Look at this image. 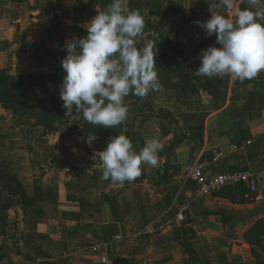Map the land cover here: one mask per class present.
I'll return each mask as SVG.
<instances>
[{"label": "crops", "instance_id": "crops-1", "mask_svg": "<svg viewBox=\"0 0 264 264\" xmlns=\"http://www.w3.org/2000/svg\"><path fill=\"white\" fill-rule=\"evenodd\" d=\"M246 7V2L233 0L231 9L220 5L216 11L234 19L237 10ZM142 9L161 36L181 50L179 63L197 76L201 49L219 47L215 35L207 36L195 23L210 18L208 3L144 0ZM99 11L89 0H0V69L16 77L64 72L60 61L67 54L65 43L87 34L86 23ZM155 60L158 79L166 75L168 82L177 84L180 74L171 67L162 73L166 62ZM215 78L230 80L227 75ZM232 84L221 89L220 99L198 85L195 94L177 85L125 102L129 118L148 117L134 129L143 145L155 138L164 149L161 167L142 165V175L123 186L103 180L97 162L89 165L96 170L90 177L68 174L71 167L86 162V154L69 139L59 143L69 148V158L78 155L77 161L71 159L56 171H38L39 165L34 171L32 157L9 146L23 142L13 130L24 126L3 133L11 126L0 120V158H26L31 167L24 173L26 164L17 165L9 175L22 183L28 198L21 213L24 241L35 242L52 264H99L105 242L110 261L119 257L130 264H264V251L246 240V233L264 221V72ZM0 113L6 114L1 107ZM32 133L25 139L31 152L37 141L50 140L41 127ZM86 145L91 153L102 151L94 140H86ZM40 149L44 155L46 144ZM133 149L138 154L141 146L137 143ZM194 163L212 172L261 170L262 200L252 202L236 189L196 197L195 186L180 181L183 167ZM261 241L264 246L263 237Z\"/></svg>", "mask_w": 264, "mask_h": 264}, {"label": "clouds", "instance_id": "clouds-1", "mask_svg": "<svg viewBox=\"0 0 264 264\" xmlns=\"http://www.w3.org/2000/svg\"><path fill=\"white\" fill-rule=\"evenodd\" d=\"M128 0H112L86 23L87 35L73 37L64 45L66 56L60 66L66 73L59 88L65 116L82 118L91 125L114 128L128 116L125 98L146 97L163 91L156 71V43L153 36L138 50L136 38L143 36L145 20L137 10H129ZM210 18L195 23L207 36L215 35L219 45L201 49L198 77H223L243 83L264 72V0H245L248 7L237 10L234 19L216 9H231L233 0H205ZM95 136L92 137V140ZM164 145L149 139L137 154L124 134L108 139L99 151L102 179L123 186L142 175V165L161 167Z\"/></svg>", "mask_w": 264, "mask_h": 264}, {"label": "trees", "instance_id": "trees-1", "mask_svg": "<svg viewBox=\"0 0 264 264\" xmlns=\"http://www.w3.org/2000/svg\"><path fill=\"white\" fill-rule=\"evenodd\" d=\"M20 1L21 0H16V2ZM143 1L144 0H139L137 2L135 0L133 3V0H128V9H141ZM110 3H112V0H89V5L98 7L100 11H104ZM144 20L146 25L145 31H151V33L156 34L159 38L156 43V49L160 51L157 59L166 62V67L160 68L161 72L165 73V70L171 67L180 74V80L177 84L168 82L166 75L160 76L159 81L163 85V88H175L179 85L184 93L195 94L198 91L193 83V81H195L198 83L199 89L207 91L215 99H220V91L223 88L222 84L216 82L215 77L199 78L194 76L188 66L178 61L182 54L181 50L165 40L161 36L158 28L152 25L148 19ZM86 35L87 34H84L78 38L85 37ZM152 39L153 38L150 37V40ZM163 46H166L170 52L168 51L167 53ZM137 48L138 50L141 49V47ZM65 74V72L53 70L46 74L30 73L25 76L16 77L10 75L6 70L0 69V107L6 112H11L14 117L16 116L19 119H31V128L41 127L43 129V135L52 132L58 133L59 126H64L72 122L70 131L73 134L80 128L83 142L79 147L84 151H87V146L84 141L92 140L93 136H95L94 141L106 147L108 139L112 136L120 135L124 128L131 131L135 129V127H133V122H135L138 117L129 118L127 116V120L123 125L109 129L91 125L82 118L65 116L66 109L62 106L63 102L59 97V88ZM139 99L140 97L129 95L125 98V102ZM147 118V116H143L136 128H140ZM21 125L23 126V124ZM136 136L139 135L136 134ZM137 143L141 148L144 146L140 138ZM107 182L112 183L111 180H107ZM234 189L242 194L245 193V190L241 187L227 190ZM27 199L22 183L18 179L4 175L0 168V224H2L4 228H7L9 210L16 207L24 210ZM260 227H264V221L257 222L246 233V240L250 243H255L254 245H257L264 251V246L261 244V238H264V234L255 233L256 229ZM252 255L257 257L254 251H252Z\"/></svg>", "mask_w": 264, "mask_h": 264}, {"label": "rangeland", "instance_id": "rangeland-1", "mask_svg": "<svg viewBox=\"0 0 264 264\" xmlns=\"http://www.w3.org/2000/svg\"><path fill=\"white\" fill-rule=\"evenodd\" d=\"M137 2L139 0H136ZM241 4L245 3V0H240ZM135 0H133V3ZM109 5V4H108ZM143 6V3H142ZM127 7H128V2H127ZM137 11L140 12V14L143 16L144 19H146V12L145 9H138ZM157 36L156 34L151 33V31H144L143 36L136 38V43L137 47H145L147 43L150 41V37L153 38V36ZM164 50L170 52L166 48V46H163ZM157 51V58L160 54V51L156 49ZM216 82H219L222 84L223 88L226 86H230L231 81L227 80L224 81L222 79H215ZM234 84V83H233ZM232 84V88H233ZM195 85H198L197 82H195ZM222 88V89H223ZM6 112V111H5ZM1 117L0 120H7V126L10 127L9 129L5 128L6 131L2 130L3 133L8 132L10 130H13L14 127H19V125L23 124L24 128L21 131H14L13 134L15 135L14 137H17L21 139V142H16V145H9L11 147L14 146L16 150H19L20 148L25 151V154L28 153L30 155L29 157H32L31 161V166L34 164V171L38 170L36 167L39 165L40 170L38 171H45V170H53L56 171L58 169L64 168L66 165H68V162L73 159L77 161L78 155H68L69 148L64 147L62 143H59L60 140H64L68 142L69 140L72 141L71 145L73 144L74 147H77L80 151L84 152L86 155L84 156V160L86 162L81 161L80 164L73 166L70 168V171H68V174L74 175V176H88L90 177L92 173L96 170H92V168L89 166L91 165V162L95 164L101 163L99 159V155L91 153V151L88 149L87 146V151H84L80 149V145L83 142V137L80 135V128L76 130L73 134L71 133V125L72 122L69 124H66L64 126H59L58 128V133H50V134H45L48 135L50 140L47 141H42L40 140L37 141L35 144V147L32 148L33 152H31V146L28 144V137H32L33 133L31 128V119H19L16 116L14 117L11 112H6V114L0 113ZM143 117H138L135 122H133V127L136 128L138 125L139 121H141ZM126 135L130 140L132 141L133 147H136L137 141L139 140V136H136L138 134L137 130H127L124 128L122 130V133ZM139 135V134H138ZM21 137V138H20ZM26 139V140H25ZM69 139V140H68ZM86 144V141H84ZM42 144H46V152H44V155H41L42 153H38L37 150L42 147ZM102 149L104 150L105 147L101 146ZM41 152V149H40ZM27 155V154H26ZM26 164V168L24 173H29L31 170V167L27 165V159L25 160L21 159L19 161H10L9 159L5 158H0V168L1 171L4 173V175L9 176L13 172L15 173L17 170V165H20L22 167V164ZM33 167V166H32ZM88 170V171H87ZM25 179V177H23ZM22 210L19 207L12 208L8 212V217H7V228H4L2 224H0V264H52L50 262L49 256L42 250L40 249L36 243H28L24 241L22 232H23V227H22ZM255 233L257 234H264V227L257 228Z\"/></svg>", "mask_w": 264, "mask_h": 264}, {"label": "built area", "instance_id": "built-area-1", "mask_svg": "<svg viewBox=\"0 0 264 264\" xmlns=\"http://www.w3.org/2000/svg\"><path fill=\"white\" fill-rule=\"evenodd\" d=\"M262 179V171L250 167L235 170H223L212 172L205 170V166L194 163L183 167L180 181L183 185L192 183L196 190V197H208L223 190L241 187L245 190V198L252 202L262 200L259 191V183ZM182 220V216H179ZM108 242L102 244L104 254L99 258V264H111L108 258Z\"/></svg>", "mask_w": 264, "mask_h": 264}, {"label": "water", "instance_id": "water-1", "mask_svg": "<svg viewBox=\"0 0 264 264\" xmlns=\"http://www.w3.org/2000/svg\"><path fill=\"white\" fill-rule=\"evenodd\" d=\"M111 264H130L127 259L124 258H113Z\"/></svg>", "mask_w": 264, "mask_h": 264}]
</instances>
